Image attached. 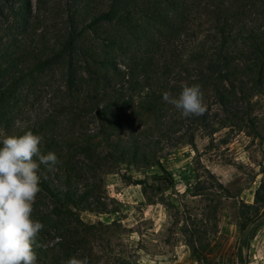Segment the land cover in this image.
I'll return each instance as SVG.
<instances>
[{
    "label": "trees",
    "instance_id": "obj_1",
    "mask_svg": "<svg viewBox=\"0 0 264 264\" xmlns=\"http://www.w3.org/2000/svg\"><path fill=\"white\" fill-rule=\"evenodd\" d=\"M47 1L34 10L22 0L20 23L0 27V140L31 131L42 137L41 152L58 158L38 171L39 193L54 209L32 212L44 225L33 245L36 264L74 256L96 264L93 243L111 225L86 224L81 215L106 213L103 174L157 167L155 178L171 188L161 152L193 145L200 130L254 123L252 99L264 90V0H68L53 41L51 27L39 29ZM192 84L201 86L206 111L183 117L162 96ZM41 86L51 92L48 105L37 96ZM136 185L151 203L147 185ZM218 186L196 196L220 198L228 190ZM262 209L264 181L254 203L243 205L245 225ZM186 231L201 257L204 233Z\"/></svg>",
    "mask_w": 264,
    "mask_h": 264
},
{
    "label": "rangeland",
    "instance_id": "obj_2",
    "mask_svg": "<svg viewBox=\"0 0 264 264\" xmlns=\"http://www.w3.org/2000/svg\"><path fill=\"white\" fill-rule=\"evenodd\" d=\"M36 1L31 0L34 10ZM6 2L0 7L4 13L0 27L5 28L20 23L22 6V0ZM67 3L48 0L50 9L40 12L39 29L51 27V41L68 18ZM24 17L29 20L28 14ZM50 93L48 87H39L40 104H49ZM252 105V125L247 122L240 129L232 124L214 133L200 130L193 145L161 152L162 165L174 179L171 188L155 178L162 175L157 167L123 166L119 173L102 175L101 202L106 213L81 215L86 224L111 225L93 243L96 264H264V209L248 226L242 218L243 205L254 203L264 181V90L253 97ZM213 109L220 110L218 105ZM138 181L147 185L151 203ZM219 184L228 190L220 198L196 196L202 186L215 192ZM53 209L42 194L36 195L33 212L50 214ZM194 227L204 233L200 259L193 254L186 231Z\"/></svg>",
    "mask_w": 264,
    "mask_h": 264
},
{
    "label": "clouds",
    "instance_id": "obj_3",
    "mask_svg": "<svg viewBox=\"0 0 264 264\" xmlns=\"http://www.w3.org/2000/svg\"><path fill=\"white\" fill-rule=\"evenodd\" d=\"M162 99L183 117L206 111L199 84L185 85L178 96L163 93ZM42 137L25 132L0 140V264H36L33 245L44 225L32 218L33 203L40 192V165L49 169L58 163L55 153L43 154ZM67 264H88L87 257H71Z\"/></svg>",
    "mask_w": 264,
    "mask_h": 264
}]
</instances>
